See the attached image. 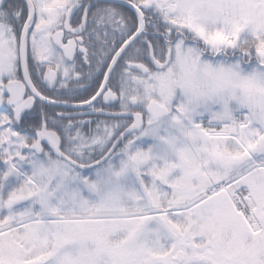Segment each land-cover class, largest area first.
<instances>
[{
    "label": "snow or ice",
    "instance_id": "6c2138e0",
    "mask_svg": "<svg viewBox=\"0 0 264 264\" xmlns=\"http://www.w3.org/2000/svg\"><path fill=\"white\" fill-rule=\"evenodd\" d=\"M0 264H264V0H0Z\"/></svg>",
    "mask_w": 264,
    "mask_h": 264
}]
</instances>
